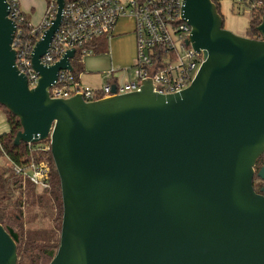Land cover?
Segmentation results:
<instances>
[{
    "label": "water",
    "instance_id": "95a60500",
    "mask_svg": "<svg viewBox=\"0 0 264 264\" xmlns=\"http://www.w3.org/2000/svg\"><path fill=\"white\" fill-rule=\"evenodd\" d=\"M37 43L30 88L16 64V24L0 0V104L21 123L14 144L50 140L61 180L60 245L49 264H264V14L260 39L224 28L213 0H184L188 44L203 53L190 86L86 101L51 98L76 49L40 58L62 22ZM116 86H112L115 93ZM264 192V184L261 188ZM18 236L0 223V264H17Z\"/></svg>",
    "mask_w": 264,
    "mask_h": 264
},
{
    "label": "built area",
    "instance_id": "2783aa9c",
    "mask_svg": "<svg viewBox=\"0 0 264 264\" xmlns=\"http://www.w3.org/2000/svg\"><path fill=\"white\" fill-rule=\"evenodd\" d=\"M9 18L16 24L13 48L16 64L26 75L30 88L40 81V74L33 64V52L37 43L53 25L57 15V0L48 3L41 22L33 25L25 16L19 0H7ZM241 1V0H240ZM184 0H64L62 22L55 32L48 51L40 58L44 66H51L75 48L81 60L94 55L93 49L100 40L108 46L114 37L121 18L135 22L137 62L133 76L124 81L112 71L101 87L82 85L69 70H61L57 81L49 88L51 98H69L81 94L86 101L125 94L139 90L144 80L151 79L154 90L161 94H174L190 86L202 62L203 53L187 43L191 26L183 18ZM259 5V4H258ZM254 6V5H253ZM256 6V5H255ZM130 68L125 71L128 72ZM115 85V93L112 86ZM35 143H28L32 149ZM38 150H51L50 140L36 143ZM7 165L16 176L28 180L40 189L51 185V164L43 158L27 165L13 163L7 156Z\"/></svg>",
    "mask_w": 264,
    "mask_h": 264
},
{
    "label": "trees",
    "instance_id": "16d2710c",
    "mask_svg": "<svg viewBox=\"0 0 264 264\" xmlns=\"http://www.w3.org/2000/svg\"><path fill=\"white\" fill-rule=\"evenodd\" d=\"M50 1L48 0V3ZM213 1L220 12V0ZM244 1L251 6V17L246 36L260 39L261 34L257 26L261 23L264 14V0ZM254 2L257 3L256 6L251 5ZM108 50V44L100 40L93 52L94 55H98ZM72 65L75 77L85 71L80 54L72 60ZM0 107L5 111L9 124V131L0 135V223L7 230H13L18 236L17 264H49L60 245L64 211L61 180L51 150H38L34 147L36 143L32 149L28 143L14 144L17 132L22 129L20 120L5 106L0 104ZM6 156L13 163L20 165H27L43 158L48 159L51 164L50 188L40 189L28 180L16 176L12 168L3 163L2 160ZM263 165L264 154L257 160L256 172ZM263 184L264 181L255 174L253 185L258 193ZM38 220L45 221V225L34 227L33 223Z\"/></svg>",
    "mask_w": 264,
    "mask_h": 264
},
{
    "label": "rangeland",
    "instance_id": "374dc122",
    "mask_svg": "<svg viewBox=\"0 0 264 264\" xmlns=\"http://www.w3.org/2000/svg\"><path fill=\"white\" fill-rule=\"evenodd\" d=\"M257 5L256 2L251 4ZM220 12L224 19V28L240 36H246L251 17V6L244 0H220ZM126 31L112 38L109 44V50L106 53L98 55L85 56L82 64L85 71L80 74V79L84 87L99 88L102 85L103 78L113 70L114 76L120 81L133 76L134 65L137 62V42L135 33V22L129 18H121ZM119 24V23H118ZM115 34V32H114ZM110 54L113 58V67L110 62ZM79 55V54H77ZM119 57L125 62H122ZM130 68L128 72L125 70ZM9 131V124L5 111L0 107V135ZM6 165L7 160H2ZM45 221L38 220L33 223L34 227L45 225Z\"/></svg>",
    "mask_w": 264,
    "mask_h": 264
},
{
    "label": "crops",
    "instance_id": "0c3cea01",
    "mask_svg": "<svg viewBox=\"0 0 264 264\" xmlns=\"http://www.w3.org/2000/svg\"><path fill=\"white\" fill-rule=\"evenodd\" d=\"M19 1H20V7L22 11L24 12V14L27 16L28 20L33 25L39 24L45 15V12L48 6V0H19ZM119 21H121V19ZM118 23L119 24H117L116 26L114 36L124 33L126 31L124 24L120 22ZM110 57H111L110 62L113 67V58L111 54H110ZM117 60L125 62V60L121 59L120 57ZM112 71L113 70L109 71L106 74V76L103 78V81Z\"/></svg>",
    "mask_w": 264,
    "mask_h": 264
},
{
    "label": "flooded vegetation",
    "instance_id": "af4514ba",
    "mask_svg": "<svg viewBox=\"0 0 264 264\" xmlns=\"http://www.w3.org/2000/svg\"><path fill=\"white\" fill-rule=\"evenodd\" d=\"M262 187H263V186H262ZM262 187H261V188H262ZM261 188H259V191H260L259 193H262V194H264V192H262V191H261Z\"/></svg>",
    "mask_w": 264,
    "mask_h": 264
}]
</instances>
